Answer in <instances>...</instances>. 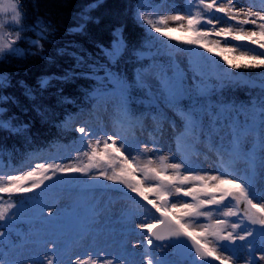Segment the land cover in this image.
Instances as JSON below:
<instances>
[{"label": "trees", "instance_id": "1", "mask_svg": "<svg viewBox=\"0 0 264 264\" xmlns=\"http://www.w3.org/2000/svg\"><path fill=\"white\" fill-rule=\"evenodd\" d=\"M162 1L22 0L21 10L26 14L23 24L29 30L21 33L22 39L13 45L15 51L0 55V76L5 81L0 86V96L9 98L0 100V125H10L20 131L0 127V167L43 148L66 146L70 138L77 136L74 128L69 127L76 111L109 100L119 103L115 94L98 95L101 79L107 85L104 91L111 90L108 72L133 85L129 94L130 112H148L145 103L151 95L147 89L136 86L137 76L142 69L155 64L164 72L170 65H178L169 55L177 47L187 49L191 67L200 76L192 94L181 102V108L195 109L201 121L199 127L206 129L221 146L233 127L241 128L245 123L255 131L240 137L241 147L246 140L261 136L257 134L261 133L260 109L264 106V69H231L220 56L151 31L146 22L137 18V12L145 16L142 6L146 2L154 14L153 21L158 23V7ZM191 1L194 14L203 11L198 0ZM8 17L11 19V13L0 14V21L5 25L0 31L11 33L14 38L15 29L6 21ZM119 31L126 47L116 55L114 47ZM172 35L186 34L174 32ZM33 41L42 45V49L33 46ZM143 51H148V55H137ZM42 81H46L44 87H41ZM197 88L204 94L197 92ZM154 102L151 110L161 118L167 116L168 112L155 99ZM214 113H220L219 117ZM244 113L250 116L251 123H239L237 117ZM24 123L28 127L22 128ZM199 132L200 129L195 130L192 136L198 137ZM4 223L9 222H0V231L6 237L22 236L23 222L13 221L8 227Z\"/></svg>", "mask_w": 264, "mask_h": 264}, {"label": "snow or ice", "instance_id": "2", "mask_svg": "<svg viewBox=\"0 0 264 264\" xmlns=\"http://www.w3.org/2000/svg\"><path fill=\"white\" fill-rule=\"evenodd\" d=\"M22 0H0V14L11 13L12 27L15 29V37L12 34H5L0 31V55L8 51H15L13 45L17 40L22 39L21 33L29 30L28 26L23 24L26 14L20 9ZM202 10L196 14L161 16L159 22H154L149 16H141L137 12V18L146 22L151 31L159 33L164 37L175 40L190 46H196L204 49L207 53H213L222 57L223 61L231 69H264V8L254 11L252 7H238L234 0H198ZM204 13H207L205 15ZM217 14H223L218 16ZM169 21L177 23L176 27H170ZM225 22H235V25L229 23V26H222ZM245 25H253L250 30ZM219 26V27H218ZM5 25L0 21V29ZM83 30V25L80 26ZM184 31V36H174V32ZM224 38L211 39V37ZM43 38V37H42ZM232 41L241 42L233 44ZM248 45L256 46L247 48L244 51H238ZM33 46L42 49L33 41ZM126 47L123 37H117L115 41L114 52L119 55L121 50ZM102 51L107 53L106 50ZM229 57L225 53H237ZM137 55H142L137 53ZM108 84L111 90L104 91L107 88L104 80L101 79L98 86V95L115 94L119 97L120 107L125 112L129 102L130 89L133 85L126 79L113 72L107 74ZM155 85L148 82L142 75L138 74L136 86L148 90L152 94L155 86L157 99H163L167 106L176 109L185 121L187 129H195L201 124L199 114L195 109L184 111L181 108V102L186 96L192 94V86L185 82V78L178 72L161 71L155 76ZM4 78L0 76V86L4 85ZM46 85V81L41 82V87ZM201 95L203 91L196 89ZM8 97L0 96V100H7ZM224 109L222 108L221 111ZM2 111V110H0ZM261 114V133L262 147H264V106L260 109ZM217 118L220 113H214ZM255 115V114H254ZM13 132H19L20 129L11 128L10 125H0ZM79 134V140L87 147V151L77 152V158L80 155L87 157V163H73L64 166L55 162L37 163L32 170L26 171L21 175H7L0 177V194H24L41 189L45 181H52L58 175L69 176L80 174L95 179H103L122 186L121 190H127V193L135 194L133 199L146 211L155 209L159 216H153L149 222L147 216L142 222L136 223L135 228L145 235L146 244L150 247L155 241L175 240L180 241L187 238L192 241L194 255L199 261L206 258L219 261L220 264H235L233 257L238 249L234 248L237 241H240V248L247 249V255L250 259L245 264H258L255 260V249L253 242L258 236L261 246V254L258 260L264 261V202L257 203L256 191L252 179L238 176L225 170L223 172H204L195 169L184 159L177 162L165 163L160 167H153L152 161L139 163L138 157L142 152L159 151L153 147L149 149L144 146L142 149L134 148L133 141L123 130L113 134H98L89 128L85 122L74 129ZM255 128L241 129L233 127L232 135L234 137L232 152L236 151L240 137L245 133L254 132ZM162 160L169 159L161 157ZM171 170V172H169ZM95 171V175L93 172ZM142 175L143 180L138 179ZM145 181H151L145 187ZM126 193V194H127ZM152 193L154 198L149 199ZM188 197L191 202L177 199L170 200V197ZM139 198V199H137ZM2 199V197H0ZM142 201L147 203H142ZM151 205V209L148 206ZM215 206L216 212L223 218L213 220L214 211L210 210ZM15 204L0 205V222L15 220L17 213L11 212ZM209 209V210H206ZM40 215L42 222H51L53 208L48 206L41 209ZM135 215V213H132ZM200 217H205L211 223L199 224ZM237 217L234 222L230 218ZM252 226H258L256 228ZM199 228V232H197ZM5 232L0 231V237H4ZM198 237H200L198 239ZM252 238V239H250ZM204 241L203 243L201 241ZM225 242H227L225 244ZM51 244L53 256L59 255L55 240L47 241ZM140 247V244L134 245ZM226 253H228L226 255ZM47 264H54L52 258L45 257ZM123 259L121 256L113 255L111 258L99 251L95 258L91 254L86 259L77 258L74 264H120ZM0 264H5L0 260ZM55 264H61L59 259ZM141 264H171L163 258H154L151 255H145Z\"/></svg>", "mask_w": 264, "mask_h": 264}, {"label": "rangeland", "instance_id": "3", "mask_svg": "<svg viewBox=\"0 0 264 264\" xmlns=\"http://www.w3.org/2000/svg\"><path fill=\"white\" fill-rule=\"evenodd\" d=\"M166 2L161 5L160 7V14L161 16H171V15H188L187 9V0H165ZM220 2V0H218ZM226 2V0H225ZM237 3L238 7H252L254 11L259 10L253 5H251L247 0H234ZM148 6L144 7L145 13L149 14V10L147 9ZM218 16H222L223 14H217ZM229 23L233 26L235 22H225L222 26H229ZM170 27H176L177 23L174 21H169ZM219 27V26H218ZM247 29H252L253 25H245ZM184 33V31H180ZM118 37H121V34L118 32ZM211 39H221V42H224V38L220 37L217 38L215 36L211 37ZM233 44L241 43L232 41ZM244 43V42H243ZM247 48H252L248 44L246 47L240 48L238 51L247 50ZM238 53V52H237ZM142 55H146L142 53ZM174 55L179 62L180 66L184 71L188 73V82L189 85L194 87L196 83V79L192 70L189 68V61L187 52L183 49H176L174 51ZM169 72H173V68H170ZM158 74L157 69H150L143 73V77L153 85H155V76ZM152 93L154 96H157V92L155 86H153ZM160 102H164L163 99H158ZM117 107L116 105L111 102L110 104L106 105L103 108H100L98 111L88 110L85 113L77 115L78 117L74 120L76 125L81 126L82 124H87L89 128L95 131L98 134L108 133L113 134L114 132L123 130L125 134L129 135L131 141H133L134 148L142 149L144 146H147L149 149L156 147L159 151L153 152L149 151L144 153L141 151L138 162L143 164L147 163L151 160L153 167H160L165 163H172L177 162L178 160L184 159L187 160L193 168L199 169L204 172H210L215 174L216 172H223L225 168L229 171L230 164L228 161H223L218 152L214 149L205 150L203 148H198L193 152L185 150L182 144V140L180 139V135L178 132L181 130V122L178 117H175L171 120L160 121L157 119L152 118L151 116L145 117L143 121L139 124H132L130 126H126L117 116ZM47 156L44 157V159ZM161 157H168L169 159L162 160ZM40 159H43L40 157ZM68 165L75 163L74 156L69 155L65 157ZM34 161L37 160L36 158L33 159ZM37 162H32L29 166L25 167L21 170H15L9 172L7 175H21L26 171L31 170L29 168L32 164L36 165ZM34 165V166H35ZM22 166L21 168H23ZM33 167V166H32ZM171 172V170H169ZM236 174V173H234ZM95 175V171L93 172ZM237 175V174H236ZM87 177V176H86ZM138 179L143 180V176H138ZM256 191V201L257 203L264 202V172L263 176L258 179V181H253ZM145 187L148 186L151 181H145ZM149 195V199H153L154 196L152 193H146ZM135 195H133L134 197ZM1 201L8 200V197L3 198V195L0 194ZM139 199V198H137ZM177 199H182L188 202H191V198L188 197H171V200L175 201ZM75 197L73 195L63 196L59 198V201L56 202V205H52L53 207L58 209H69L71 205L75 203ZM112 203L109 204V208L106 209L104 216H106L107 225L113 231L114 238L100 236L99 239V247L93 244L92 242L88 241L85 237L84 241L77 242L76 246L72 245L69 249V253L67 256H51L50 258L53 259L54 264L57 259L61 261V264H74L75 259H86L88 254H91L93 258H95L96 254L103 250L109 258L113 255L121 256L123 259L120 261V264H141L143 260V256H141L138 252L141 250L140 247H134V245L139 244V239L142 237V232L135 228V224L142 222L144 217L147 216L149 218V222L153 218V216L160 215L159 213L155 212V209H151V205L148 206L151 211H146L145 209L141 208L139 204H137L135 208V215L131 217V219H127L123 222L121 217H123V213L128 207V202H124L123 199H117L115 201H111ZM142 203H147L142 201ZM209 210V209H206ZM214 211L213 220L217 218H223L219 216L218 212L215 210V206L212 209ZM30 213V212H25ZM232 221H236L237 217L230 218ZM199 224H208L211 223L207 218L200 217L198 220ZM118 228V229H117ZM124 228H132L133 232L123 233L122 229ZM197 232H199V228H197ZM130 233V234H129ZM144 234V233H143ZM41 233L39 231L36 232V236H40ZM200 237H198L199 239ZM252 239V238H250ZM160 242V241H159ZM204 242L203 240L201 241ZM227 242H225L226 244ZM26 247L24 249H20L18 257H13V253L9 252L8 259H11L9 262L5 264H47V260L45 259V255L49 254L48 249L51 247L49 245H43L41 243H33V246ZM160 246L157 247L155 253L160 254V258L166 260V258L162 256H169V261L171 264H190L185 260L180 259V257L174 254L172 251L175 250L173 244L168 241H162L159 243ZM241 242L237 241L236 246L238 251L236 255L233 257L235 264H245L246 260L250 259L247 255L248 250L244 248H240ZM253 247L255 249L254 258L258 261V264H264V261H259V255L261 254V246L260 240L256 239L253 242ZM166 253H170L166 255ZM41 254H45L44 256L40 257ZM65 254V251H64ZM228 253H226L227 255ZM44 257V258H43ZM49 258V255L47 256ZM168 259V258H167ZM229 264H232V261H229Z\"/></svg>", "mask_w": 264, "mask_h": 264}]
</instances>
